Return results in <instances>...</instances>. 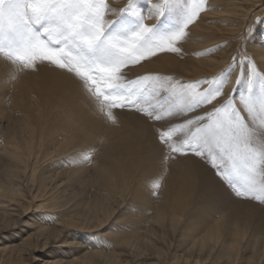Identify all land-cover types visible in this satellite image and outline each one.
I'll use <instances>...</instances> for the list:
<instances>
[{
	"label": "bare ground",
	"instance_id": "obj_1",
	"mask_svg": "<svg viewBox=\"0 0 264 264\" xmlns=\"http://www.w3.org/2000/svg\"><path fill=\"white\" fill-rule=\"evenodd\" d=\"M209 2L212 8L203 11L200 18L205 20L196 22L193 33H186L180 41L181 50L156 56L157 61L152 58L140 72H160L186 82H198L224 71L234 52L232 46L246 25L258 17L264 18V0ZM183 4L184 0H172V12L178 15L184 11ZM137 6L145 9V0H138ZM147 12L154 15L151 8ZM260 29V37L253 38L246 47L264 71V21ZM211 41L214 42L211 46H217L214 55L205 52ZM199 54L205 57H198ZM14 66L0 57V264H264V209L251 202H239L224 181L199 158L175 156L171 175H167L169 164L165 161L154 163L160 155H153L147 165L133 164L130 154L142 152L136 147L138 141L143 146L150 141L159 151L164 149L152 126L147 124H142L137 137L118 134L114 143L106 144L97 166L101 170H95L97 177L107 180L103 185L110 188L111 177H123L115 154L125 155L124 172H136L143 167L133 195L136 203L126 197L112 201L103 197L104 201L95 202L88 213L81 211L89 200H77L68 194L72 179L84 171L62 166L74 160L84 166L88 161L82 154L74 157L53 154L42 160L45 169L37 172L35 164L39 162L32 130L22 131L24 126L17 123L10 125L6 97L16 89L23 95L25 83L41 71L42 80L49 82L39 98L41 110L50 113L45 118L49 131L66 135L77 130L87 134L98 132L107 141L113 131L106 129L97 102L72 74L44 62L36 71L22 72L19 83L10 74ZM222 78L229 79L228 72ZM236 81L234 77L228 83ZM50 96L60 98L58 110L57 102L52 104ZM31 102L27 109L29 116ZM119 116L130 124L136 122L131 115ZM157 178L164 179L166 184L159 201L150 187L151 180ZM225 200L231 201V215L235 214L228 223L226 216L215 217L229 208L222 203ZM131 205L139 208L135 215L130 213ZM186 210L196 217L185 221L182 215L185 216Z\"/></svg>",
	"mask_w": 264,
	"mask_h": 264
},
{
	"label": "snow or ice",
	"instance_id": "obj_2",
	"mask_svg": "<svg viewBox=\"0 0 264 264\" xmlns=\"http://www.w3.org/2000/svg\"><path fill=\"white\" fill-rule=\"evenodd\" d=\"M171 7L172 0H145V10L137 12L136 0H128L122 19L107 21L108 0H0V57L21 71H36L44 62L67 71L112 124L114 109L163 122L157 139L166 159L206 160L236 196L264 202V133L254 129L257 121L264 127V76L254 65L246 95H233L219 106L214 101L223 95L221 80L177 87L160 77L127 79L124 70L130 65L160 52H179L186 29L205 10L196 0H184L178 27L162 31L144 22L148 8L152 18H166ZM203 84L212 86L201 90ZM208 104L211 110L190 115Z\"/></svg>",
	"mask_w": 264,
	"mask_h": 264
},
{
	"label": "rangeland",
	"instance_id": "obj_3",
	"mask_svg": "<svg viewBox=\"0 0 264 264\" xmlns=\"http://www.w3.org/2000/svg\"><path fill=\"white\" fill-rule=\"evenodd\" d=\"M137 2H138V0H136L137 12L144 11L145 9L140 8V6L139 7L137 6ZM196 2L202 3L203 7L205 8V11H209V9L212 8L209 0H196ZM108 4H109L110 11H109L108 15L105 17V19L107 21L121 20L123 15H124L122 10H124L128 7V0H120L119 2H116L115 0H108ZM202 13H203V11H201L199 13L198 19H196L194 23H192L188 26V28L186 29V33L192 34L193 29L196 28L195 23L196 22L200 23V21L205 20L204 18H200V15ZM153 16L154 15H147L145 17L144 22L149 26L159 25L162 31H166V30H171V29L179 26V24L181 22V18L183 16V10L178 15H176V13H174V12H172V10H170L167 14V17L166 18L163 17L164 20L162 17L159 19L152 18ZM129 19H135V17L130 16ZM263 21H264V18H262V16H261V17H258L256 19L252 20L251 23L246 25L244 31L242 30L243 33H242L241 37H239V39L235 40V43L232 46L234 52H233L231 58L229 59V61H228L229 63H227V66L225 67L224 71L221 73H217V74L210 76L211 78L205 77V78L199 79L198 82H196L197 80L194 82L193 81L192 82H188V81L186 82L185 80H183L181 78L175 79V78H173V76H170V74L169 75L164 74V73L161 74L160 72H140V69L144 65L148 64L149 62H152V60L156 56H162V55L172 53V52L168 53V51L167 52L164 51V52H160L158 55L152 57L153 59L150 58L148 60L143 61L142 63L130 65L128 68H126L124 71L127 73V79L129 81H135L137 79L144 78V77H160L163 80L171 81V82H175V80L176 81L178 80L177 81L178 83L176 82L177 87H179V84H181L182 82H183V84H188V83L190 84V83H199V82L208 81V80H209V82L221 80L224 82V84H223V95L220 96L216 101H214V103L217 106L224 103L227 99L231 98L233 95H235L236 97L243 96L247 92V87H248V82H249V73H250V69H251L252 65L255 66L257 72L261 76H264V71L259 67L258 63L251 56V54L248 53L249 51L247 50V47H246V45H248L250 43V41L253 40V38H255L256 36H257L256 38H258L262 34V31H261L262 29H260V26H261ZM197 28H199V27H197ZM213 44H214V42L211 41L208 43V46H211ZM211 47L206 49L205 52L211 53L210 55L216 54L217 46L214 45ZM219 48H221V47L219 46L218 49ZM217 54H219V52ZM199 55L200 56H198V57H201V56L205 57V55H202V54H199ZM154 60L157 61L158 59H154ZM249 62H251V63H249ZM14 67H16V68L13 69L12 71H10V74H11L12 78L14 80H17L19 83L21 81L22 72L32 71V70L21 71L17 65H15ZM133 68H135V70ZM238 68H239V70H238ZM132 70H133V72H135V73L137 72V73L133 74ZM139 72L141 74H138ZM226 72H228V74H229V79H234V77L237 78V81L233 82L232 85H230L228 83L229 79L225 80L224 78H222V75H224V73H226ZM216 76H217V78H216ZM238 76H240V77H238ZM168 77H169V79H168ZM48 83L49 82L47 80H42L41 71H38L35 73V75H33L32 80L28 81V83H25L26 89H25V93L23 95H20L19 93H17L18 89H16V90L11 91L6 97L7 112H8V115H11V117H9V118H11L10 125L17 123L19 125L24 126L21 128L22 131H25L27 128H30L29 129L30 131L32 130L31 132H32L33 137H34L33 138L34 148L35 149L37 148L36 157H38L37 161L39 162V163L35 164V169H37V172H41L43 169H45L44 161H42L45 159V157L48 158L49 156H51L53 154H59V157H61V156H72V157H74L78 154H82L83 157L88 161V163L86 165L82 166V165H80L81 161L74 160V161H71L68 165L62 166L63 169L67 168V170L74 171L73 169H75V170L77 169L81 172L84 171V174L77 175L72 179L71 184H70V192L68 194V197H70V198H74V199L81 200V201L82 200L85 201L86 199L89 200V203L80 209L81 211H82V209H84L85 213H88L90 207H92L95 202H103L104 201V200H102L103 197H106V198L110 199L111 201L113 199L120 200L121 198L126 197L132 203H136L134 198H133V195L135 192V186L140 183L141 174H142L143 169H144L143 167L141 168V166H140L139 170L136 172L130 173V172H128V170H126L124 172L125 168L123 167L122 164H123V161L125 160V155L122 152L115 154L114 159L116 160V162H118V167H119L120 172H122L123 177H111L110 179H113V180L111 181L112 184H111L110 188L103 185V183H105L107 180L104 178L97 177L95 175V170H97V169L101 170L97 166H98L99 161L102 157V154L104 151V146L108 143H114L118 137L117 136L118 134H121V135L129 134V136L131 135L133 137H137L138 136L137 131L142 130L140 127L144 126L142 124H147V126L148 125L152 126V128H153V130L157 136V129L161 127V124L163 122L151 121L148 119V117L142 115L141 113H139L135 110L114 109L113 111L117 117L115 124L108 122L105 119V117L101 114L103 119L105 120L106 129L110 128L113 131L112 137L109 138V141H107L106 138L100 136V134L98 132H91L90 134H87L86 132L81 133L80 130H77V131H74V132L66 135V134H60V133L53 131V130L49 131L47 129V127L45 126V118H46V115H49L50 113H49V111L44 112L41 110L40 99H39L43 94V91L45 89V85H47ZM211 86H212L211 84H203L201 90L207 89ZM229 86H230V88H229ZM58 99H60V98L59 97H52V96L49 97V100L51 101L52 104L57 102V104L55 106L56 110H58V108H59ZM30 101H32L31 103L33 105V107H31V109H32L31 110V114H32L31 116L28 115V110H27L29 108L28 104ZM153 102H155V101H153ZM60 107H62V105ZM212 107H213L212 104H208L202 108H199V109L193 111L192 113H190V115L197 116V115L204 114L205 112L211 110ZM24 108L26 109L25 112H24ZM89 109L92 112L91 115H93V109L91 108V106H89ZM52 114L58 115L56 112H52ZM68 115H75V114H68ZM119 115H131L132 117H134L136 119V122L133 124H130L129 122L124 120V117L119 116ZM242 115H245V118L247 119L246 113L242 112ZM93 117L94 116H92V118ZM254 129L258 135L261 133H264V127H262L259 124V121H257V124L254 126ZM143 130H145L144 127H143ZM136 147L140 148L142 152L139 154L138 152L135 151V153L130 154L134 158L133 164L134 163H135V165L136 164H142L144 166V165H147L152 160L151 157L153 155H156V156L160 155L161 157L158 158L154 163L157 165L160 163H164L163 161H165L166 165L169 164L167 166V175H171L172 169H174V166H175V162H174L175 158L168 157L166 159L167 150L165 148L162 151H159V149L157 147H154L153 143H151L150 141H146L144 143V146L141 145L140 141H138V143L136 144ZM197 158H199V157H197ZM199 159L203 162L204 165L207 166L208 169H210L211 171L216 173V170L211 166V164L209 162H207L206 160H203L201 158H199ZM135 165H133V166H135ZM52 172H54V171H52ZM48 174H50V173H48ZM35 178H36V174H35ZM157 183L160 184L159 188L154 187V185ZM150 187L152 188L153 197L157 198V201L161 200V198H163V197H161L160 193H162V196H163L162 191H164V187L166 188V184H164V179L161 180V179L157 178L155 181L151 180V186ZM229 189L233 192V190L230 187H229ZM236 197L238 198L239 202H243V203L251 202V203H254V204L260 206L262 209H264V202H260L258 200L250 199V198H240L238 196H236ZM200 201H203V200H200ZM222 203L229 208L225 211H222L221 213H217V215L214 213L215 217L218 215L219 216L223 215V216L228 217V219H229L226 223L232 222L231 218H233L235 216V214L231 215V210H230L231 205H232L231 201L225 200ZM40 204L41 203H39V205ZM239 204H241V203H238L237 205H239ZM131 206H133V207H132V210H130V213L133 215L138 213V211H139L138 206H136V205H131ZM238 215H240V214H238ZM182 217H184V220L187 221L188 220L187 218H189V217L194 218L196 216L193 213H188L186 210L185 216L183 214ZM224 220L225 219H223V221ZM117 249H118V251L121 250L118 247H117ZM163 251H166V250L164 249Z\"/></svg>",
	"mask_w": 264,
	"mask_h": 264
}]
</instances>
